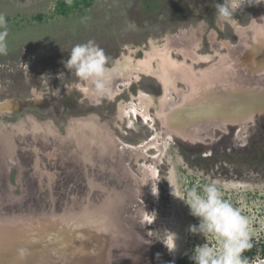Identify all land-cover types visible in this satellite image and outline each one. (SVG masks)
<instances>
[{"label":"rangeland","instance_id":"rangeland-1","mask_svg":"<svg viewBox=\"0 0 264 264\" xmlns=\"http://www.w3.org/2000/svg\"><path fill=\"white\" fill-rule=\"evenodd\" d=\"M55 2L0 0L8 31L7 52L0 54V107L5 105L0 109V264H174L202 245L218 249L214 236L189 230L199 218L183 200L187 190L208 183L249 219L252 237L263 233L264 113L237 126H214L197 143L170 139L167 129L183 128L186 119L188 106L180 104L186 83L178 79L168 88L162 103L177 107L163 123L157 115L162 85L155 73L140 71L126 87L117 85L114 97L95 104L87 93L84 98L63 62L74 45L93 42L108 58L107 66L117 65L124 76L154 48L169 49L182 69L191 66L200 74L226 60L247 31L264 27V3H246L229 25L215 16V5L223 0H95L67 15L55 13ZM151 64L158 66L156 60ZM182 69L175 71L180 75ZM139 91L152 121L122 111L130 101L138 103ZM80 117L92 118L99 131L91 152L64 136L71 119L80 128ZM31 118L50 122L58 132L51 135L49 156L40 150L43 161L28 153ZM21 121L25 130L12 133ZM153 135L161 151L148 148L142 155L141 142ZM148 166L155 173L149 175ZM87 218H101L103 225ZM66 221L60 234L49 232ZM172 233L176 248L170 252L163 242ZM248 264H264V258Z\"/></svg>","mask_w":264,"mask_h":264},{"label":"clouds","instance_id":"clouds-1","mask_svg":"<svg viewBox=\"0 0 264 264\" xmlns=\"http://www.w3.org/2000/svg\"><path fill=\"white\" fill-rule=\"evenodd\" d=\"M246 3L261 4L264 0H223L215 5L216 19L222 24L235 25L234 13ZM7 36V21L0 14V54L7 52ZM107 60L102 49L93 42H87L74 45L67 60L63 62L68 72L76 77L78 86L87 92L89 100L95 104H100L104 98L111 99L114 95L115 70L107 66ZM63 75L60 73L59 77ZM47 80L46 76L48 85ZM34 95L39 99L44 98L42 92H34ZM198 187L187 190L186 199H183L191 215L199 218V224L190 226L189 230L203 236H214L219 242V248L202 245L194 249L191 259L195 264H248V258L243 253L253 247L249 219L224 198L215 183L205 184L199 190ZM152 193L156 194L157 191ZM163 243L170 252L174 251L175 234L172 233Z\"/></svg>","mask_w":264,"mask_h":264},{"label":"flooded vegetation","instance_id":"flooded-vegetation-1","mask_svg":"<svg viewBox=\"0 0 264 264\" xmlns=\"http://www.w3.org/2000/svg\"><path fill=\"white\" fill-rule=\"evenodd\" d=\"M241 41L238 45L231 47L227 54L226 60H222L219 62V64L212 65L208 69H205V74H197V72H194L192 68L189 66L182 69L181 64L175 62L174 59L171 58V52L169 49H166L165 51L160 52L156 48H154L151 52H145L144 59L140 62H137L135 67H129L127 69V74L122 75L120 72V68L115 65L114 67H109L115 70V75L113 77V97L117 94V85L118 86H127L128 83L132 80V77L137 76L140 71L146 70L147 72L155 73L161 80L162 85V94H161V103L160 108L157 109V115L161 118L163 123L165 122L166 118H170V116H173V113L170 111L172 108V104H164L162 103V100H165V96L168 95L167 90L170 87L174 88L176 85L175 80H181L177 83H185L186 77H189L191 81L197 82V80H200L201 77L206 78L205 87L207 90V87L217 84L227 85L230 88H234L239 86L240 84H244V79L253 80V81H261L264 80V27L261 26V28H257L256 30H249L246 32L245 37H241ZM261 44V46H258ZM240 47V50L238 51V48ZM247 49V53L243 52L242 50ZM257 49L258 52H252L253 50ZM183 56H188L193 59V55L190 52L183 51ZM168 55V56H165ZM198 57H194V60H197ZM156 60V64L158 65L157 68L152 66L151 61ZM258 61H261L258 63ZM257 62V63H256ZM181 71L180 75L177 71ZM220 72H226L224 73V77H222L223 73ZM178 74V75H176ZM225 81V82H224ZM230 81V83H228ZM238 84V85H237ZM198 86V85H197ZM82 90V94L84 95V98L86 97L85 94L87 92ZM88 97V96H87ZM138 103H135L133 101H130L128 105H125L123 108V113L131 114L133 111L136 116L141 115L143 116L146 121H152L154 120V117H151L148 115L149 113L146 110V105L143 104L144 98L143 93L139 91L137 97ZM192 101H194V95L192 96ZM193 104V103H192ZM7 106V105H6ZM5 107V105H1L0 109ZM208 122V123H207ZM203 124L207 125L209 129L201 128L200 126ZM214 124H220L219 120L213 122L212 120L206 119L202 121L201 119H198L197 121H192V123L189 125V130L185 131L184 129H178L173 131V133L167 129L166 136L170 139L173 138L175 135L176 137H179V139L191 142L190 139L192 138L194 140L201 139L205 136L211 135V131L214 129ZM222 126V125H218ZM168 128L169 126H165ZM213 127V128H212ZM184 128V127H183ZM13 129V128H12ZM209 130V131H208ZM12 132V130H11ZM205 135V136H204ZM186 137L187 139H184ZM208 138V137H206ZM192 142V143H197ZM143 145L142 147V155L148 150V148H155L156 151H161L162 146L159 142L155 140L154 135L149 138L148 140H143L141 142ZM160 154L154 155L152 158L155 161L157 157H159ZM141 166H144V163L140 164ZM147 173V171H145ZM150 175V173L148 172Z\"/></svg>","mask_w":264,"mask_h":264},{"label":"bare ground","instance_id":"bare-ground-1","mask_svg":"<svg viewBox=\"0 0 264 264\" xmlns=\"http://www.w3.org/2000/svg\"><path fill=\"white\" fill-rule=\"evenodd\" d=\"M260 62L261 61H258V63ZM203 70L205 69L200 70L201 74H205V71ZM205 82H206V78L204 76L201 77L200 80H197V82H193L189 77H186L185 83L188 86L187 95H185V98L181 100L180 104H187L188 107L186 108V111L184 113L186 119L183 123H181L180 126L184 128H180V129H184L185 131H188L190 129L189 125L192 123V121H197L198 119L201 118L202 121L206 119L212 120L213 122L219 120L220 124H214L213 127L214 126L233 127L239 124H244L246 120L252 118L253 116L264 113V80L255 82L253 80H248L245 78L244 84L239 83V86L234 88H230L227 85L216 83L215 85L207 87V90L205 87ZM228 83H230V81ZM193 95H194V101H192ZM176 107L177 106L175 104L172 106V108H176ZM167 119L168 118L165 119V122H168ZM73 121L74 120L71 119L66 125V134L64 136L66 138L68 137L75 138V141H78V143L80 144L81 149L84 148L86 149L85 151H87L88 149L89 152L93 151L92 145L93 142L96 140L97 133L99 132L97 131V125L95 124L92 118L87 119L80 117L76 119V121L81 123L80 128L76 129L73 127L74 125ZM21 123L23 124V121H21L18 124V127L12 129V133L16 132L17 130L23 131L24 127L22 126ZM88 123L91 124L88 125L89 128L87 129L86 125ZM218 125H222V126H218ZM28 129L31 130L34 140L41 139V141L43 140L45 142V144H43V147L41 146L42 147L41 148L39 143L33 142L34 141L33 139L30 140L31 142L29 143V145L32 148L31 150H28V153L31 156L30 158H34L36 161L39 160L43 161L44 158L41 155L40 150H44L46 155L49 156L48 155L49 151L53 145L52 140L54 139V137H52L51 135H53V133H58V132L50 122L46 121L42 124H37L32 118ZM88 131L90 132L88 133ZM103 137H106L107 139H111V137L106 135L105 133L103 134ZM85 138H89L90 143L89 142L84 143L83 141ZM184 139L187 138L185 137ZM188 139H190L191 142L197 141L192 138H188ZM140 147L142 149L143 145L140 144ZM97 149H98L97 147L94 148L96 152L98 151ZM119 152H120L119 150L116 151L117 154ZM95 160L96 157L94 156V162H96ZM49 163L54 164V162H50V161ZM148 168L149 171H151L149 172L151 175L155 173L154 166L153 167L148 166ZM51 180L54 179L51 178ZM87 220L89 221L90 224L95 223L96 226L103 225L101 218H89V219L87 218ZM68 223L69 221H66L62 225L55 226L53 227V229H50L49 232L51 234L58 235L64 231Z\"/></svg>","mask_w":264,"mask_h":264},{"label":"trees","instance_id":"trees-1","mask_svg":"<svg viewBox=\"0 0 264 264\" xmlns=\"http://www.w3.org/2000/svg\"><path fill=\"white\" fill-rule=\"evenodd\" d=\"M95 0H56L54 10L56 14L67 15L73 9H81L89 7L94 3ZM157 3L160 0H155ZM142 8H145V4H142ZM253 247L244 252L243 255L248 258V263L253 262L258 258H264V232L259 233L258 236L252 237L251 239ZM193 250H188L185 254L178 257L174 264H195L191 259Z\"/></svg>","mask_w":264,"mask_h":264},{"label":"snow or ice","instance_id":"snow-or-ice-1","mask_svg":"<svg viewBox=\"0 0 264 264\" xmlns=\"http://www.w3.org/2000/svg\"><path fill=\"white\" fill-rule=\"evenodd\" d=\"M3 228V226L2 225H0V229H2Z\"/></svg>","mask_w":264,"mask_h":264}]
</instances>
